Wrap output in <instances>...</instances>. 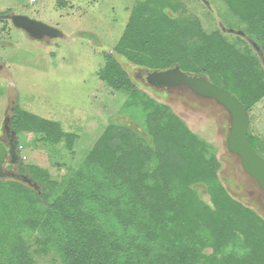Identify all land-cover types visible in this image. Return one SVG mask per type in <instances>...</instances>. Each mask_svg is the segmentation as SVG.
Wrapping results in <instances>:
<instances>
[{"label": "trees", "instance_id": "16d2710c", "mask_svg": "<svg viewBox=\"0 0 264 264\" xmlns=\"http://www.w3.org/2000/svg\"><path fill=\"white\" fill-rule=\"evenodd\" d=\"M251 7L255 17L264 12V0H252ZM176 8L165 0H136L114 52L140 69L178 65L185 73L206 75L249 111L264 97L261 57L242 36L233 35L236 43L220 28L205 32L196 18L174 16ZM254 17L248 23L259 35L250 38L264 57V16ZM103 56L99 78L127 93L123 109L142 119L143 133L109 124L61 185L47 170L26 166L40 192L0 180V191L10 195L6 199L21 195L28 201L26 211L34 203L46 204L43 211L32 209L41 218L27 220L41 232L37 252L54 251L63 264H264V217L227 191L213 146L164 101L142 91L113 53ZM28 120L30 132L49 142L63 139L73 151L76 133ZM247 136L263 156L261 141L249 131ZM196 185L204 186L207 200ZM15 204L21 205L16 197ZM10 229L6 225L0 234L5 264H36Z\"/></svg>", "mask_w": 264, "mask_h": 264}, {"label": "rangeland", "instance_id": "374dc122", "mask_svg": "<svg viewBox=\"0 0 264 264\" xmlns=\"http://www.w3.org/2000/svg\"><path fill=\"white\" fill-rule=\"evenodd\" d=\"M165 1L177 7L174 16L196 18L205 32L215 31L222 24L258 39V32L255 35L249 24L256 10L251 7L252 0H232L236 4L233 8L225 0H207L213 12L203 0ZM135 3L136 0H0V14L26 13L62 29L65 35L64 38H54L50 44L36 43L21 30L12 28L8 21L0 19V60L5 64L18 96L16 116L19 117L15 116L13 123L23 162L26 166L47 170L50 178L61 185L72 177L109 124H127L143 133L139 124L142 119L131 118L123 109L127 93L111 88L99 78V71L105 63L103 53L110 52L142 91L164 101L191 131L213 146L220 162L219 178L227 191L264 217V196L252 178L245 173L237 175L238 158L226 149L227 112L215 102L189 91L150 87L141 72L143 68L138 69L114 52ZM258 14L264 16V12ZM257 16L255 13L254 18ZM224 33L229 41L238 43L233 33ZM21 114L27 116L20 117ZM248 114V131L261 141L259 147L264 157V97ZM28 116L40 123H55L63 132L76 133L78 137L73 151L66 147L63 139L57 143L49 142L45 141L44 134L30 132L33 129H29L32 125ZM40 123L38 127L43 128ZM41 189L39 186L35 191ZM195 189L207 200L204 186L196 185ZM7 196H10L8 191L1 189L0 234L6 225L10 226L9 235L16 234L21 238L36 264H63L54 251L37 252L41 232L27 223L29 219L41 218L32 209L43 211L46 204L34 203L26 211L28 201L25 198L15 196L21 204L17 208L15 197L6 199ZM54 198L51 195L48 202ZM5 256L0 247V264H5Z\"/></svg>", "mask_w": 264, "mask_h": 264}, {"label": "water", "instance_id": "95a60500", "mask_svg": "<svg viewBox=\"0 0 264 264\" xmlns=\"http://www.w3.org/2000/svg\"><path fill=\"white\" fill-rule=\"evenodd\" d=\"M204 4L209 7L207 0ZM0 19L10 20L12 25L23 31L29 38L36 41H46L61 38L62 29L50 25L40 19L27 14L3 13ZM223 32L243 36L242 30L227 28L219 24ZM255 51L260 47L255 41L249 39ZM264 66V58L262 59ZM145 82L156 89H183L200 98L208 99L222 107L228 115V131L225 138L226 149L238 158L244 173L252 178L258 188L264 193V157L250 144L247 133L249 128V114L245 106L224 87L219 86L203 74L185 73L178 65L163 70H145Z\"/></svg>", "mask_w": 264, "mask_h": 264}, {"label": "flooded vegetation", "instance_id": "af4514ba", "mask_svg": "<svg viewBox=\"0 0 264 264\" xmlns=\"http://www.w3.org/2000/svg\"><path fill=\"white\" fill-rule=\"evenodd\" d=\"M210 11L213 12L212 9H210ZM7 13H20V12H7ZM20 14H26V13H20ZM29 16L34 17L32 15ZM34 18L39 19L38 17H34ZM6 21L9 22L12 28H15L10 20L7 19ZM23 34L27 38H29L24 32ZM64 37L65 35H63L61 38ZM242 37L250 44L249 42V39H251L250 37L246 36L245 33ZM31 40L36 43H46V41H36L33 39ZM51 42H53V39L49 40V43L46 44H50ZM256 52L261 57V63H262V59L264 57L262 55L261 49H259ZM141 72L145 74L144 75L145 78L146 76L145 70H142ZM176 89H166V90H176ZM181 90H183V92L189 91L186 88L183 89L181 88ZM17 97L18 96L15 91V85L11 80V76L7 72V68L5 64L0 60V180L1 181L15 180L21 183H25L29 187L36 190L39 187V185H37L29 176V173L26 169V164L23 162V158L20 152L18 133L13 125V116L16 113ZM238 174H244L241 167H239L237 170V175ZM260 194L264 196V193L261 190H260Z\"/></svg>", "mask_w": 264, "mask_h": 264}]
</instances>
